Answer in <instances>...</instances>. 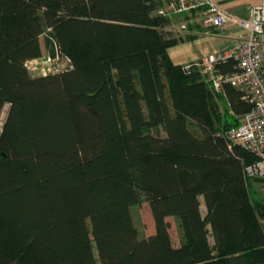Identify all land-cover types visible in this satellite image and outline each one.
<instances>
[{"label": "trees", "instance_id": "obj_1", "mask_svg": "<svg viewBox=\"0 0 264 264\" xmlns=\"http://www.w3.org/2000/svg\"><path fill=\"white\" fill-rule=\"evenodd\" d=\"M165 7L0 0V264H264L252 191L264 178L249 177L257 157L228 136L253 106L241 89L215 92L197 63L174 64L169 50L196 36L175 34ZM43 36L71 66L33 77ZM143 201L148 238L132 215Z\"/></svg>", "mask_w": 264, "mask_h": 264}, {"label": "built area", "instance_id": "obj_2", "mask_svg": "<svg viewBox=\"0 0 264 264\" xmlns=\"http://www.w3.org/2000/svg\"><path fill=\"white\" fill-rule=\"evenodd\" d=\"M165 9L159 14L176 16L199 15L201 23L215 31H224L230 26L243 32L239 45L231 51H222L206 57L197 66L217 93H224L231 86L244 92V100L252 104V111L242 124L230 131L228 136L241 143L257 157V162L247 169L249 177L264 178V0L252 7L246 18H239L226 11L218 0H164ZM193 24V21H190ZM190 25H183L181 32H188ZM61 55L49 57L48 63L56 64ZM230 60L236 62L233 72H222L219 65ZM70 62V60H67ZM28 65V64H27ZM191 65L187 66V70ZM52 73V71H49ZM5 119L0 117L2 131Z\"/></svg>", "mask_w": 264, "mask_h": 264}, {"label": "rangeland", "instance_id": "obj_3", "mask_svg": "<svg viewBox=\"0 0 264 264\" xmlns=\"http://www.w3.org/2000/svg\"><path fill=\"white\" fill-rule=\"evenodd\" d=\"M255 2L256 0L240 1L239 2L240 9L243 12H245L246 10H250L251 9L250 7H252L253 6L252 4H254ZM190 21H193V24L191 23V25L201 27L202 30L204 31L207 30V27H205L201 23V19L199 15H192L189 19H185L184 17L181 16H176L175 19L173 20V26L171 28L173 29L175 34L186 35L187 32H181V29L183 25H190ZM46 39H47L46 36L42 37V45L44 49L43 57L38 60L30 61L27 65L28 70L30 71L33 77L46 76L50 74L49 71H52V73L61 72L67 70L71 66L70 65L71 63H69L66 59L63 58H61L54 65L48 63L49 57L52 56L50 55V49L47 46ZM8 112H9V106H6L5 109L3 110L1 117L6 120V118L8 117ZM190 126L194 132L196 133L199 132V130L195 126H193L192 123H190ZM0 134H1V130H0ZM161 134L163 137L166 136L164 132H162ZM253 195L256 200H264V188L254 189ZM202 212L204 216L207 215V209L204 200H203ZM132 215L135 226L138 229L141 238H148L156 233L155 220L148 202L143 201L141 204L134 206L132 208ZM169 221L171 223V235L173 237L174 244L175 246H180L182 235L179 228V222L175 218H171ZM95 251L98 257V251L96 250V248Z\"/></svg>", "mask_w": 264, "mask_h": 264}, {"label": "crops", "instance_id": "obj_4", "mask_svg": "<svg viewBox=\"0 0 264 264\" xmlns=\"http://www.w3.org/2000/svg\"><path fill=\"white\" fill-rule=\"evenodd\" d=\"M240 1L243 0H218V3L232 15L246 18L250 10L243 12L239 6ZM262 2L263 0H256L252 7L260 6ZM187 33L196 36V39L183 42L169 50L175 65L188 66L192 63H199L213 54L236 49L243 36L242 30L234 26L220 32L208 28L204 31L196 26L194 30L190 29ZM257 188H264V179L253 182L252 191L254 192Z\"/></svg>", "mask_w": 264, "mask_h": 264}]
</instances>
